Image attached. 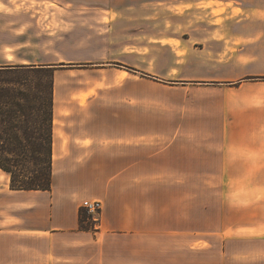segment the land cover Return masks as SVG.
Returning a JSON list of instances; mask_svg holds the SVG:
<instances>
[{
	"label": "crops",
	"instance_id": "crops-1",
	"mask_svg": "<svg viewBox=\"0 0 264 264\" xmlns=\"http://www.w3.org/2000/svg\"><path fill=\"white\" fill-rule=\"evenodd\" d=\"M211 2L237 17L190 29L170 99L75 118L55 94L51 190L0 170V264H264V0L185 5Z\"/></svg>",
	"mask_w": 264,
	"mask_h": 264
},
{
	"label": "rangeland",
	"instance_id": "rangeland-1",
	"mask_svg": "<svg viewBox=\"0 0 264 264\" xmlns=\"http://www.w3.org/2000/svg\"><path fill=\"white\" fill-rule=\"evenodd\" d=\"M186 1L0 2V63L57 67V109L65 116L80 118L89 103L115 113L133 102L150 107L173 97L172 83L186 75L176 55L185 58L190 29L237 17L213 2L188 13Z\"/></svg>",
	"mask_w": 264,
	"mask_h": 264
},
{
	"label": "trees",
	"instance_id": "trees-1",
	"mask_svg": "<svg viewBox=\"0 0 264 264\" xmlns=\"http://www.w3.org/2000/svg\"><path fill=\"white\" fill-rule=\"evenodd\" d=\"M55 73L52 65L0 66V170L12 190H51ZM80 216L86 228L90 217Z\"/></svg>",
	"mask_w": 264,
	"mask_h": 264
},
{
	"label": "built area",
	"instance_id": "built-area-1",
	"mask_svg": "<svg viewBox=\"0 0 264 264\" xmlns=\"http://www.w3.org/2000/svg\"><path fill=\"white\" fill-rule=\"evenodd\" d=\"M82 209L97 223L103 210V203L100 201H85L82 203Z\"/></svg>",
	"mask_w": 264,
	"mask_h": 264
},
{
	"label": "bare ground",
	"instance_id": "bare-ground-1",
	"mask_svg": "<svg viewBox=\"0 0 264 264\" xmlns=\"http://www.w3.org/2000/svg\"><path fill=\"white\" fill-rule=\"evenodd\" d=\"M61 84V81L58 79L57 80V87Z\"/></svg>",
	"mask_w": 264,
	"mask_h": 264
},
{
	"label": "water",
	"instance_id": "water-1",
	"mask_svg": "<svg viewBox=\"0 0 264 264\" xmlns=\"http://www.w3.org/2000/svg\"><path fill=\"white\" fill-rule=\"evenodd\" d=\"M61 67H64V66H61ZM57 68V67H56Z\"/></svg>",
	"mask_w": 264,
	"mask_h": 264
}]
</instances>
